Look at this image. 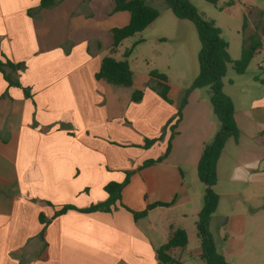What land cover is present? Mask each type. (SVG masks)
<instances>
[{"label":"crops","instance_id":"obj_1","mask_svg":"<svg viewBox=\"0 0 264 264\" xmlns=\"http://www.w3.org/2000/svg\"><path fill=\"white\" fill-rule=\"evenodd\" d=\"M40 1L0 0V53L24 65L15 72L5 68L20 87L9 86L0 72V264H159L156 251L171 229L184 230L187 242L197 238L204 185L196 166L219 129L209 90L188 94L173 128L185 90L168 78L166 99L148 80L133 79L125 88L95 78L104 57L115 59L111 30L128 23L127 12H114V0H56L47 8ZM258 35L256 53L264 51V31ZM238 79L229 80L225 95L239 136L224 145L213 189L222 197L234 192L220 190L221 181L253 185L256 201L235 193L246 215L223 222L227 254L241 257L248 225L255 242L264 244V91L257 96L254 84L242 86ZM254 83L264 87V79ZM134 90L142 92L138 102L131 100ZM147 139L156 142L141 149ZM169 140L161 162L139 169L162 157ZM127 173L111 211H77L104 202V186L122 183ZM154 203L170 205L133 219L130 211ZM63 206L74 209L57 214ZM169 254L175 260L179 249ZM258 255L264 261V250Z\"/></svg>","mask_w":264,"mask_h":264},{"label":"trees","instance_id":"obj_2","mask_svg":"<svg viewBox=\"0 0 264 264\" xmlns=\"http://www.w3.org/2000/svg\"><path fill=\"white\" fill-rule=\"evenodd\" d=\"M56 0H41L40 7L47 8L52 6ZM172 14L179 20L189 21L197 34L199 41V52L197 55L198 74L192 81L189 88L180 101L179 109L175 115L174 127L181 118V110L186 104L188 94L196 89L208 88L210 93V105L212 112L219 122V129L213 136L212 140L206 144L202 150L200 159L196 166L197 179L204 185L202 196V208L197 215L195 222L196 236L200 247V259L204 264H228L224 258L216 252L211 235L208 230L211 215L215 212L218 205V196L215 194L213 187L217 182L216 165L221 155L224 145L228 139L237 140L239 136L238 128L233 117L234 108L231 100L222 91V79L226 75L228 64L232 63L234 72L242 75L246 72L251 59L259 48V43L251 40L248 46L241 49L238 60L231 62L228 54V45L220 37V31L215 27L212 21L206 20L199 14L196 8L188 0H164ZM216 5L218 0H206ZM114 12H127L129 14L128 23L120 28L111 30L112 43L110 52H114L121 42L127 38L142 32L152 24L159 16V12L147 5L143 0H114ZM257 38L255 34L251 39ZM254 40V39H253ZM131 50H126L122 60H116L112 56L104 57L101 60L98 72L95 75L97 80H102L112 86L129 88L133 84V75L130 70L127 57ZM3 59V60H2ZM5 68L13 72L23 70V64H12L0 53V72L3 74L5 81L9 86L20 87L17 81L11 80L5 73ZM149 77L155 79L162 86L159 94L166 99L168 92L167 79L163 74L151 71ZM26 96H29L26 89H23ZM142 98L140 90H134L131 94V100L138 102ZM172 128V129H173ZM173 132L171 133V137ZM156 142V139L145 140L143 148L147 149ZM170 149V140L167 149L162 157L157 160H147L143 162L139 169L161 162L168 154ZM130 173L122 183L109 182L103 188L107 199L86 209L77 210L81 213H91L96 211L109 212L120 201V192L128 183ZM168 203H154L148 205L141 212H131L133 219H141L147 215V212L157 206H169ZM71 206H63L57 214H62ZM187 245V235L182 229H171L167 242L157 249L156 256L159 264H176V261L170 256L173 249H183Z\"/></svg>","mask_w":264,"mask_h":264},{"label":"rangeland","instance_id":"obj_3","mask_svg":"<svg viewBox=\"0 0 264 264\" xmlns=\"http://www.w3.org/2000/svg\"><path fill=\"white\" fill-rule=\"evenodd\" d=\"M188 1L203 18L212 21L215 27L219 29L220 37L228 45L227 51L231 62L239 59L242 47L248 46L251 40L259 44L262 43L259 40L261 36L258 34L259 31H264V0H218L216 5L206 0ZM149 6L159 12L158 18L150 27L123 40L117 47L115 59L122 60L124 52L131 50L127 61L135 82L143 83L148 80L151 87L161 89L160 83L150 81L148 78L151 71H156L168 78L172 86L186 90L198 74L197 55L200 45L194 26L189 21H179L164 0H150ZM255 34L257 38L251 39ZM256 77L264 79L263 50H258L254 55L244 75L236 74L232 68V63L228 64L226 75L222 79L225 91L223 93H229L230 79L239 78V84L242 86H245V83L246 85L254 84L258 90L253 93L258 96L261 90L264 91V87L259 83H254ZM206 89L208 90V88ZM260 137L264 140V134L261 133ZM140 148L145 149L143 146ZM198 184L203 185L200 182ZM218 186L220 190L223 189L226 193L231 190L234 194L218 197L217 208L211 215V221H209L208 230L216 252L224 256V260L228 264H264L258 255V250H264V244L263 242L262 244L255 242L251 230L248 228L249 225L242 239L244 255L237 257L227 254V244L230 240L229 227L223 222L230 215H246V205H235L236 199L240 200L241 198L235 193L241 192L244 198L249 197L248 199L253 198L255 200L253 185L247 183L232 187L228 186L226 181H221ZM198 207L200 211L202 200L198 202ZM239 242L238 239L237 243L239 244ZM258 245L262 247H258ZM251 246L252 248L255 246L254 254ZM199 251L197 238L191 237L186 247L183 250L179 249V254L175 255L176 264H204L198 256Z\"/></svg>","mask_w":264,"mask_h":264},{"label":"clouds","instance_id":"obj_4","mask_svg":"<svg viewBox=\"0 0 264 264\" xmlns=\"http://www.w3.org/2000/svg\"><path fill=\"white\" fill-rule=\"evenodd\" d=\"M237 171H239V170H237ZM233 179H237L238 180V179H241V177L240 176H237V175H234L233 176Z\"/></svg>","mask_w":264,"mask_h":264}]
</instances>
